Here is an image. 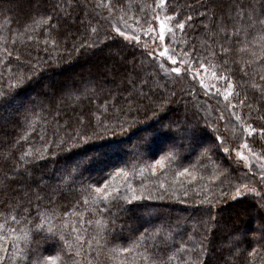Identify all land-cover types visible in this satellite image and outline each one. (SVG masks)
I'll return each instance as SVG.
<instances>
[{
	"label": "trees",
	"instance_id": "1",
	"mask_svg": "<svg viewBox=\"0 0 264 264\" xmlns=\"http://www.w3.org/2000/svg\"><path fill=\"white\" fill-rule=\"evenodd\" d=\"M69 2L74 5L71 9L67 7ZM106 2L116 8V11L111 15L104 7ZM58 3H64V12L57 13L52 10L51 6ZM139 3L151 7L146 9L145 13H141L136 7L137 0H45L44 7H47L48 11L43 15H59V19L52 20L51 24L55 27H49L48 32L44 33L42 29L28 31L24 27L26 23L30 28L35 27L31 24L29 17L41 18L38 7L40 0H12L11 4H8L7 0H0V88H7L9 84L14 83L12 77L19 74L21 62L28 60L29 55L37 57L38 52H43L46 38L49 41L48 47H51L53 40L58 43L64 60L67 61L69 47L75 38L79 37L76 47L72 49L73 57L78 58L71 63L65 62L56 67L54 71L46 73L47 80L45 81V83L57 87L64 81L74 87L73 81H75L80 88L78 92L74 91L65 96L57 92L53 96L52 88H42L36 85H29L20 92L18 101L23 104L24 108H30L33 111V115L29 119L35 118L36 138L46 135L44 143L47 144L53 133H56L58 141L63 136V132L58 126H63L70 117L73 118V127L67 131L75 135L77 126L75 117L79 116L82 111L91 116H99L104 112L106 103L114 102L115 95L123 98L133 94L138 95L141 90L147 93L154 84L161 86L167 84L169 87L163 90L171 92L175 90L171 87L174 84L177 88L186 89L190 94L180 99L178 104L172 105L178 110V115L183 118L185 104H188L192 112H198L195 119H198L201 125L205 122L212 128L219 125L220 131L227 137V142L220 143L218 147L208 152H202L200 149L190 152L187 148L173 150L169 147L171 141L168 136L156 133L151 137L147 148L139 149V152L145 154L140 158H134L131 152H126L124 149L130 147L137 137L144 135L148 130L143 127L144 124L155 127L154 124H151L153 107L148 105L142 107L139 112L134 111L131 117H127L131 127L125 125L128 128L126 133L121 134L117 129L115 137L107 138L114 142H122L121 150L101 156L102 162L92 163L83 173V177L73 174L75 183L51 179L58 176L60 170L63 169L65 160L70 158L68 154L60 152V160L47 154L46 160L37 163L38 171L35 176L38 180L43 176L44 181L49 185L46 192L48 195L54 194L55 203H50V200L46 198L40 202L39 207L45 211V215L53 209L59 213L51 221L57 228L61 223H67L68 227L64 231L71 248L64 246L58 237L55 240L49 239L46 231L39 234L33 232L31 244L42 253V256H52L56 264H145L143 256L137 258V255L145 250L151 252L152 249L148 248V245L155 248L158 254L155 259L159 264H180V262L187 264L189 259H199L201 264H223V259L228 256L226 251H222L227 244L228 230L233 226H238L248 232L251 237L254 230L250 232L247 229L254 224L256 227L258 225L254 209L251 208V205L255 203L254 196L240 197L237 201L231 200L230 196L234 193L235 187L251 184L254 180L257 182V187L264 188V185H260L257 178L252 176L248 168L246 169L242 164L236 162L230 153L247 140L253 151L264 154V137L260 136L259 131L254 134V137H246L242 126L231 117V110H225V105L229 101H225L223 96L213 94L205 98L199 81L191 80L183 71L180 75L164 72L160 67L161 63H164V67L169 69L173 65L167 63L166 58L155 60L145 55L148 50L142 42L147 39L142 35L138 45L135 40L131 45H127L123 37L116 36L112 24L121 17L132 26L128 33L132 36L140 33L141 29L146 30L148 27L154 26V24L150 25L146 19L136 24L130 17L155 15L157 0H139ZM251 3L252 0H212V3H209V0H166L163 11L165 15L177 17L174 24H179L188 16L193 17L183 32L175 29V37L171 35L168 37L176 42L174 53L189 52L192 49L193 51L189 52V55L203 57L200 62L207 65L208 61H212L219 65V68L209 70L210 75L211 71H216L218 75L230 74L233 82L230 102L236 104V112L242 118L248 117L247 123L259 129L264 125V93L254 89L252 85L260 84V77L264 76V40L260 39L261 36H264V30L257 26L256 30L251 31L247 36L246 45L240 43L245 40L243 35L225 39L223 34L217 32V27L221 25L213 27V18L201 16L205 9L198 7V5L208 4L209 9L215 12L217 19L222 15L232 16L233 19L227 23V28L231 32L233 25L241 26L240 18L237 15L238 9L232 8L231 5L242 4L245 6L244 10L247 11V6ZM121 9L123 11H120ZM169 26H172V23ZM9 29L12 31L10 32ZM13 32L16 35H13ZM28 36H32V40H28ZM110 36L116 37L117 42L113 43L111 39H108ZM5 37L6 40L3 39ZM66 43L68 47H65ZM85 43L92 47L86 49L83 54L78 53L77 49ZM5 44L8 45V51L12 53L10 58L4 51ZM221 44L229 48L226 54L220 52ZM165 45L172 47L167 42ZM241 48L244 50L241 51ZM117 51L119 54L113 59L110 54ZM209 52H215L217 55L212 58L208 55ZM17 54L20 55V60L16 59ZM225 60L228 61L227 65L224 64ZM32 62L35 63V60ZM189 62L192 63V61ZM241 66L245 67L246 75L241 71ZM195 67L199 69L198 62ZM25 75H27L26 71ZM132 81H135V84ZM142 81H147L148 86L145 87ZM212 82H214L213 78ZM216 83L220 89L227 84L226 81ZM193 88L196 89L195 95H191ZM44 92L48 94H41ZM240 101H245V103L240 104ZM123 102L121 99L116 103L123 104ZM12 108L13 106H6L0 110V114L5 120L11 119L8 113ZM24 108H21V112ZM98 109L99 111H97ZM114 114L113 110L109 108L107 119L109 124H111ZM221 114L226 118L223 121L219 120ZM171 115L172 113H169V116ZM133 117L139 123H132ZM45 130H47L46 133ZM19 131L20 135H24L27 127L25 126ZM9 135L13 138L16 137L15 132H10ZM125 136L128 137L126 140ZM201 138L205 141V147H211L213 144L212 132L205 131L201 134ZM33 140V135L29 133L27 143L20 142L17 155L25 151L28 144L33 143ZM177 142L179 143V141ZM99 143L101 141L81 145L73 152L76 157L99 153L102 151L96 147ZM33 147L40 150L38 155H46L43 145L38 142V139ZM224 147H228L230 151L227 153L222 151ZM6 151L7 148H0V153ZM52 151L59 152V149L53 145ZM161 156L165 157L164 168L161 169L159 165H156L157 172L153 174L152 165ZM117 168L129 173L128 180L136 189L135 195H143L145 198L135 202L139 207L116 217V227L113 228L111 223L113 217L109 214L98 211L93 214L90 211L94 207L91 204L92 195L86 196L80 191V187L84 182L95 184L96 181H99V184H103L105 180L119 186L125 179L123 173L117 175L114 181L109 178V174L115 172ZM184 168H188L190 174L177 177L176 173L181 172ZM250 168L255 170L256 165L253 164ZM161 183L164 184L163 189L160 188ZM221 191L224 193V199L218 205L219 212L215 209L207 211L206 205L198 204V201H203L209 192L219 196ZM185 192L188 193L187 196L184 195ZM149 193L152 195L151 199L147 198ZM36 195H45V193L37 192ZM27 199H31L33 203V218L31 219L33 223H38L39 220L35 216L37 207L35 196ZM85 200L89 201V205H85ZM9 203L14 204L15 201L4 200L0 197V205ZM25 206L27 205L25 204ZM99 207L103 208L104 205L100 204ZM4 212L5 208L0 207V213ZM65 212L69 213L67 217L63 215ZM250 212L254 213L253 217L250 216L252 214H249ZM81 215L85 221L83 225L79 223ZM212 217H215V220ZM88 220H92L93 223L88 225ZM96 221L100 223L97 224ZM73 222H76L75 226L81 230V235L84 237L79 244L75 240L74 233L68 234ZM0 223H3L2 216H0ZM27 225L28 221L26 220L21 227ZM13 227H16L15 222H10L4 231H0V235L7 237L6 242H10L13 237L19 234V228L16 232L7 231ZM101 229L105 233L114 231L120 238L112 239L110 236L104 235L103 238H99V243H97V232ZM145 229L148 230V239L140 241L132 252L110 251L113 248L130 247L129 240L140 237L141 232H144ZM153 234L155 239L152 238ZM165 237H167V246L163 243ZM89 241H91V245H89ZM182 244L185 245V248H181ZM200 244L204 245L206 251L202 257H197L195 253L199 249L196 246ZM20 246L23 247V244ZM258 247L259 244L256 241L244 246L240 253L231 258L230 264H264V249L253 256L248 255L252 248ZM11 251L12 249L9 248V252ZM77 251H79V255L76 254ZM147 264H152V261L149 260Z\"/></svg>",
	"mask_w": 264,
	"mask_h": 264
},
{
	"label": "snow or ice",
	"instance_id": "2",
	"mask_svg": "<svg viewBox=\"0 0 264 264\" xmlns=\"http://www.w3.org/2000/svg\"><path fill=\"white\" fill-rule=\"evenodd\" d=\"M11 2L12 0H7L8 4H11ZM209 3H212V0H209ZM44 4L45 0H40V4L38 5L40 8V19L29 17L31 24L35 27L30 28L27 23L24 25L28 31L42 29L44 33H47L49 27H55V25L51 24V21L59 19V15L44 16L43 14L48 11V8L44 7ZM165 5L166 0H157L155 9L157 14L147 17H130L136 24L141 23V21L145 19L150 25L158 23V33L154 27L150 26L146 30L141 29V32L136 33L134 36L129 35L128 33L132 26H130L127 21H124L121 17L116 21V23L112 24L116 36L123 37L127 42V45H131L133 39L138 45L140 43L141 35L144 38L151 36L153 40L158 38L160 44L157 45V51H146L145 55L155 60L166 58V62L173 65L169 69L164 67V63L160 64V67L166 73L180 75L183 71V73L190 77L191 80L199 81L200 88L203 90L205 98L213 94L216 96H223L225 101H229L225 105V110H231V117L242 126V131L245 136L254 137V134L259 131L260 136L264 137V125L257 129L247 123L248 117L242 118V116L236 112V104L230 102L233 89V82L230 74L222 73L218 75L216 71H211V76L214 82L207 83L205 82V78L200 70H203V72L207 74L210 69L219 68V65L212 63V61H208L207 65L204 62H200L203 60V57L189 55V52L193 51L192 49H190L189 52H181L178 54L174 53L173 49L176 46V42L168 39L166 34H170L172 37H175V29H179L183 32L186 25L190 24L193 17L188 16L186 19L181 20L179 24H174L173 22L177 17L164 15L163 18H161V15L159 14L162 12ZM76 6L78 7L79 5ZM51 7L52 10L57 13L64 12L65 9L64 3H58L52 5ZM67 7L71 9L74 5L69 2ZM104 7L108 9L109 15L116 11V8L108 2L104 4ZM129 7H131V5H129ZM136 7L139 8L141 13H145L146 9L151 6L142 5L139 3V0H137ZM198 7H204L205 9V12L201 13V16H211L213 18V27L221 25L217 27V32L223 34L225 39H232L233 36L243 35L245 40L240 41V43L246 45L247 36L251 31L256 30L257 26H259L261 30H264V0H252V3L247 6V11L244 10L245 6L242 4L231 5L232 8L238 9L237 15L240 18L239 23L241 25L240 27L233 25V30L231 32L227 28V23L233 19L232 16L222 15L219 19H217L215 12L209 9L208 4L198 5ZM120 11L123 10L121 9ZM68 14L70 15L71 13L69 12ZM170 23H172V26H169ZM9 31L11 32L12 30L9 29ZM93 31H95V29H93ZM12 34L16 35L15 32ZM3 39L6 40V37ZM79 39V37L75 38L72 45L69 47L67 53L69 59L65 61L64 55L58 43L53 40L51 42V47H48L49 41L46 38V46L43 49V52H38L37 57H31L29 55L28 60L21 62V71L19 74L12 77L14 83L9 84L7 88H0V110L4 109L6 106H13L8 113L9 117H11L10 120H5L3 115L0 114V148H7L6 152L0 153V197L4 200L15 201L14 204L9 203L8 205H0V207L5 208V212L0 213V216L3 217V223H0V231H4L6 229V225L10 222H15L16 227L7 229L8 232H16L17 228H19V234L13 237L10 242H6V236L0 235V264H56L52 256L44 257L42 256V253L32 246L31 236L33 232L39 234L46 231L49 239L55 240L58 237L59 241L63 242L64 246H67L69 249L71 248L64 231V229L68 227L67 223H61L60 227L57 228V226L53 225L51 221L52 219H55L59 213L55 212L53 209L45 215V211L41 210L39 207L40 202L46 198L50 200V203H55L54 194L48 195L46 192L49 185L44 181L43 176L39 177V180L35 176V173L38 171L36 167L37 163L42 160H46L47 154H50L57 160L61 159L59 155L60 152L68 154L70 158L65 160L63 169L60 170L58 176L52 177L51 179L57 181H71L75 183L73 174L83 177V173L88 170L92 163L102 162L101 156L106 155L109 152L114 153L121 150L122 142H114L112 140H108L107 138L115 137L117 135V129H119L121 134L126 133L128 128H126L125 125H128L129 128L131 127L127 117H131L134 111L139 112L142 107L148 105L153 107L151 124H154L155 127H150L148 124H144L143 127L148 130L144 133V135L137 137L136 141L133 142L130 147L124 149L126 152H131L134 158H140L145 154L139 152V149L147 148L151 137H153L156 133L166 134L171 141L169 147L173 150L178 148H187L190 152H196L197 149H200L202 152H208L214 150L220 143L227 142V137L220 131L219 125L215 128H212V126L207 122L201 125L199 120L195 119L198 112H192L188 104H185L183 118L178 115V110L173 108L172 105L174 103L178 104L180 99H183L190 94L187 93L186 89L177 88L174 84L171 85V87L175 90L171 92L163 90L169 87L167 84L163 86L154 84L153 87L148 89L147 93L141 90L138 95L133 94L123 98L119 95H115L114 102L112 104L106 103L104 112L99 116H91L82 111L79 116L75 117L77 125L75 128V135H72L71 132L67 131V129H71L73 127V118L70 117L63 126H58V128L63 132V136L58 141L56 140V133H53L51 140H49L47 144L44 143L46 135H40L36 138L35 118L29 119V117L33 115V111L30 108H24L23 104L18 101L20 92H22L29 85H36L42 88H52L53 91L51 94L53 96H55L57 92H59L62 96L69 95L74 91L78 92L80 88L75 81H73L74 87L69 86L67 81H64L58 87L50 83H45V81L47 80L46 73L54 71L56 67L65 62L71 63L74 59L78 58L73 57L72 49L76 47V42ZM108 39H111L113 43L117 42L116 37L110 36ZM260 39L264 40V36H261ZM28 40H32V36H28ZM166 42L167 44L172 45V47H166ZM65 47H68L67 43L65 44ZM89 47H92V45L87 43L81 44L77 49V52L83 54ZM147 47L148 46L145 45V48ZM161 48H163V50H160ZM240 50L243 51L244 49L241 48ZM4 51L7 53L9 58L12 56V53L8 51L7 44H5ZM228 51L229 48L224 47L222 44L220 45L221 53L226 54ZM118 54L119 52L117 51L115 53H111L110 55L113 59H115ZM208 55L215 58L217 54L215 52H209ZM16 59L20 60L19 54H17ZM33 60H35V63L32 62ZM189 61H192V63ZM197 62L199 63V69H196L195 67ZM227 63L228 61L225 60L224 64L227 65ZM177 64L183 67L175 66ZM25 71L27 72V75H25ZM241 71L245 72V75L247 74L244 66H241ZM225 81L227 83V88L221 91V89L217 87L216 82ZM260 81V84L254 83L252 87L261 93H264V76L260 77ZM132 83L135 84V81H132ZM142 83L145 87L148 86L147 81H142ZM109 92L111 93V90H109ZM195 92L196 89L193 88L191 95H195ZM41 94L47 95L48 93L44 92ZM121 99L124 101L123 104H117L116 102ZM244 103L245 101H240V104ZM21 108H24L23 112H21ZM109 108H111L115 113L112 116L111 124L107 122ZM13 111L15 113L14 115ZM97 111H99V109ZM169 113H172V115L169 116ZM225 119L226 118L223 114L219 116L220 121ZM132 123L139 122H137L133 117ZM25 126L27 127V131L24 132V135H20L19 130L23 129ZM46 131L47 130H45V133ZM205 131L213 133V144L211 147L204 146L205 141L201 138V134ZM10 132H15L16 137L13 138L10 136ZM29 133H31L34 137L33 143L28 144L27 149L17 155L20 142L24 141L27 143V136ZM127 138V136L124 137L125 140ZM37 139L38 142L43 145V151L46 153L45 156L38 155L40 150L34 149L33 147V145L37 142ZM93 141H101V143L96 145V147L102 149L101 152L76 157L73 152L74 149ZM177 141H179V143ZM53 145L55 148L59 149V152L52 151ZM240 148L248 149L252 158L264 161V154H259L258 152L253 151L249 147L247 140L240 145ZM222 151L227 153L230 149L228 147H224ZM236 155L240 157V159L246 161L245 167H247L249 157L245 156L243 152H237ZM164 159L165 157L161 156L159 159L154 161L151 168L153 174L157 172L156 165H159L161 169L164 168ZM248 171L254 178H257L260 185H264V163H261L257 169L254 170L249 168ZM9 173H12V175H9ZM121 173H123L125 179L119 186H115V183L110 184L109 180H105L103 184H99V181H96L95 184L84 182L80 187V191L86 196L92 195L91 204L94 205V207H92L90 211H92L93 214L97 211L99 213L109 214L113 217V220L111 221L113 228L116 227V217H118L121 213H127L131 209L139 207V205L135 202L145 198L143 195H135L136 189L128 180L129 173L123 169L117 168L115 172L109 174V178L114 181V178ZM185 174H190L188 168H184L181 172L176 173L177 177ZM213 179H215V177H213ZM193 180H195V177H193ZM13 185H16V187H13ZM160 188H164L163 183L160 184ZM73 190L75 191V189ZM37 192L45 193V195H36ZM21 193H23V195H20ZM184 195L187 196L188 193L185 192ZM31 196H35L37 205L35 216L39 220L38 223H33V220L31 219L33 218V203L31 199H27ZM129 196H131V199H129ZM244 196H254L255 198V203L251 205V208L254 209L258 225L252 232L251 237H249L248 232L243 231L238 226H233L228 230L227 244L222 249V251H226L228 253V256L223 259V264H230L231 258L236 256L237 253H240L244 246L252 243L253 241L258 242L259 247L252 248V251L248 253L249 256H253L261 249H264V188L257 191L255 186L249 187L242 184L235 187L234 194L230 197V199L237 201L238 198ZM147 198H152L151 193H149ZM223 199V191L220 192L219 196L213 195L209 192L203 201H198V204L206 205L207 211L215 209L219 212L220 209L218 205L221 201H223ZM84 203L86 206L89 205L88 200H85ZM25 204L27 206H25ZM100 204H103L104 207H99ZM63 215L67 217L69 213L65 212ZM18 216L19 219H17ZM212 219L215 220V217H212ZM26 220L28 221V225L21 227L24 225ZM79 223L81 225L85 223L82 215L80 216ZM92 223V220L87 221L88 225H91ZM96 223L99 224L100 222L96 221ZM75 224L76 222H73L70 233L68 234L74 233L75 240L79 244V242L83 241L84 237L81 235V230L77 229ZM104 235L110 236L112 239L120 238L114 231L105 233L104 230L101 229L97 232L98 238L96 242L99 243V238H103ZM152 238L155 239L154 234L152 235ZM147 239L148 230L145 229L144 232H141L140 237L129 240L130 247L113 248L110 251L116 253H130L138 246L140 241H146ZM189 239H191V237H189ZM163 243L167 246V237H165ZM21 244H23V247L20 246ZM89 245H91V241H89ZM196 247L199 251L196 252L195 255L197 257H202L206 251L204 245L200 244ZM9 248L12 249L11 252H9ZM148 248L152 249V251L149 252L145 250L144 252L139 253L137 258H139V256H143L145 264H147L149 260L152 261V264H159L158 260L155 259L158 255L155 248H153L152 245H148ZM181 248H185V245L182 244ZM76 254L79 255V251H77ZM180 264H183V262H180ZM187 264H201V262L199 259H189Z\"/></svg>",
	"mask_w": 264,
	"mask_h": 264
},
{
	"label": "rangeland",
	"instance_id": "3",
	"mask_svg": "<svg viewBox=\"0 0 264 264\" xmlns=\"http://www.w3.org/2000/svg\"><path fill=\"white\" fill-rule=\"evenodd\" d=\"M156 14H157V13H156ZM159 14L161 15V18H163V16L165 15L163 10H162V12H160ZM153 27L156 29V31H157V33H158V31H159L158 23H157V24H154ZM166 35H167L168 37L170 36V34H166ZM146 39H147V40H144V41L142 42V43H143V46L145 47V45H147L148 47H147L146 49H147L148 51H153V52L157 51V45L160 44L159 39L157 38V39L153 40V38H152L151 36H149V37L146 38ZM133 40H134V39H133ZM165 46H166V45H165ZM160 50H163V48H161ZM176 66H178V67H183V66H181V65H179V64L176 65ZM200 71H201L202 75H203L204 78H205V82H207V83H212V77H211V75H210V71H209L207 74H205V73L203 72V70H200ZM226 88H227V84H226L224 87L221 88V91H223V90L226 89ZM237 152H243V154H244L245 156L249 157V162H247V167H245L246 161H244L243 159H240V157H238V156L236 155ZM230 154H231L230 156H231L236 162L242 164L246 169H247V168L249 169L253 164L256 165V169H257L261 163H264V161H262V160H257V159H255V158H252L251 155H250L249 150H248V149H242V148H240V146L236 147V148L234 149V151H232ZM247 186H249V187H253V186H255V187L257 188V191H260V190H261L259 187H257L258 185H257L256 180H254L253 183H251V184H247ZM233 194H234V193H232V195H233ZM232 195H231V196H232ZM231 196H230V197H231ZM251 213H252V212H250L249 214H251ZM250 216L253 217V216H254V213H252ZM251 217H249V218H251ZM244 229H245V226H244ZM255 229H256V225L254 224V225H252V227H250V228L247 229V230L250 231V232H252V231L255 230Z\"/></svg>",
	"mask_w": 264,
	"mask_h": 264
}]
</instances>
